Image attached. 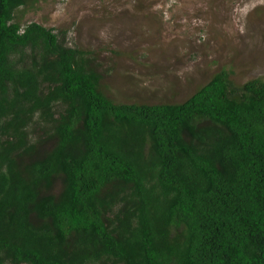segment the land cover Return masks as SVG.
I'll use <instances>...</instances> for the list:
<instances>
[{
	"label": "trees",
	"instance_id": "obj_1",
	"mask_svg": "<svg viewBox=\"0 0 264 264\" xmlns=\"http://www.w3.org/2000/svg\"><path fill=\"white\" fill-rule=\"evenodd\" d=\"M28 1L0 0V264H264V82L115 103Z\"/></svg>",
	"mask_w": 264,
	"mask_h": 264
},
{
	"label": "rangeland",
	"instance_id": "obj_2",
	"mask_svg": "<svg viewBox=\"0 0 264 264\" xmlns=\"http://www.w3.org/2000/svg\"><path fill=\"white\" fill-rule=\"evenodd\" d=\"M22 26L64 30L115 103H176L220 70L264 82V0H29Z\"/></svg>",
	"mask_w": 264,
	"mask_h": 264
}]
</instances>
